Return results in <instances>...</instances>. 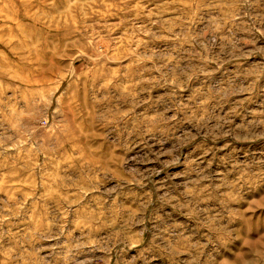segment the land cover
<instances>
[{
    "label": "rangeland",
    "instance_id": "374dc122",
    "mask_svg": "<svg viewBox=\"0 0 264 264\" xmlns=\"http://www.w3.org/2000/svg\"><path fill=\"white\" fill-rule=\"evenodd\" d=\"M0 264H264V0H0Z\"/></svg>",
    "mask_w": 264,
    "mask_h": 264
}]
</instances>
